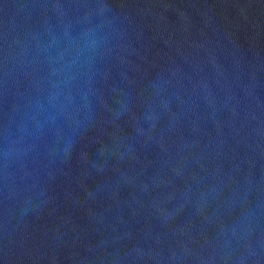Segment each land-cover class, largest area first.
Here are the masks:
<instances>
[{
    "label": "water",
    "instance_id": "1",
    "mask_svg": "<svg viewBox=\"0 0 264 264\" xmlns=\"http://www.w3.org/2000/svg\"><path fill=\"white\" fill-rule=\"evenodd\" d=\"M0 264H264V0H0Z\"/></svg>",
    "mask_w": 264,
    "mask_h": 264
}]
</instances>
